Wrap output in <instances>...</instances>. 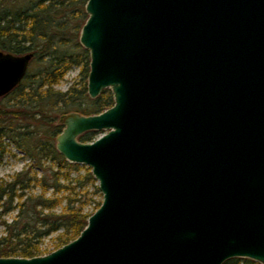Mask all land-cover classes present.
Returning <instances> with one entry per match:
<instances>
[{
    "label": "water",
    "instance_id": "water-1",
    "mask_svg": "<svg viewBox=\"0 0 264 264\" xmlns=\"http://www.w3.org/2000/svg\"><path fill=\"white\" fill-rule=\"evenodd\" d=\"M87 95L56 150L102 201L78 237L0 264H264V0H87ZM32 55L0 52V97ZM102 133L89 143L78 137Z\"/></svg>",
    "mask_w": 264,
    "mask_h": 264
},
{
    "label": "trees",
    "instance_id": "trees-1",
    "mask_svg": "<svg viewBox=\"0 0 264 264\" xmlns=\"http://www.w3.org/2000/svg\"><path fill=\"white\" fill-rule=\"evenodd\" d=\"M86 2L29 0L26 6L6 7L0 1V52L31 54L28 66L36 70L26 69L21 81L0 97V153L6 140V146H14L28 160L20 171L0 177V258H33L66 245L101 204L89 212L92 196H102L91 169L68 163L55 147L63 116L95 115L113 106L109 89L95 99L87 95L90 58L78 42L87 19ZM81 51L86 57L80 83L65 92L55 90L70 66L81 64ZM93 134L86 132L78 141L92 142ZM9 215L13 216L5 220ZM53 235L54 249L43 253L41 245ZM241 263L258 264L238 258L222 264Z\"/></svg>",
    "mask_w": 264,
    "mask_h": 264
},
{
    "label": "rangeland",
    "instance_id": "rangeland-1",
    "mask_svg": "<svg viewBox=\"0 0 264 264\" xmlns=\"http://www.w3.org/2000/svg\"><path fill=\"white\" fill-rule=\"evenodd\" d=\"M0 1H2L6 7H9V6H11V4H16V3L19 4L20 6H26V4L28 3L29 0H17V1L16 0H6V1L0 0ZM85 57H86L85 53L83 51H81V53L79 55V60H80L81 64L80 65H71L70 68L66 71L63 79L58 83L57 86L54 87L55 90L65 92L69 87L73 86L75 83H78V84L80 83L79 72H80L81 65H84V61H85L84 58ZM32 68L34 69V67H32V65L30 67V64H29V66L27 68V70L30 69L29 73L36 71L35 69L33 70ZM35 68H36V66H35ZM101 135H102V133L95 132V134H93L91 136L92 140L98 138ZM79 137L77 140H79ZM4 143L6 144L7 141L5 140ZM5 144H4L3 152L0 153V177H4L6 175H11L17 171H20L25 166V164L28 162V160L25 158V156L23 155V153L20 150L16 149L12 145L6 146ZM92 200L94 202L89 205V207H88L89 212H93L92 210H94L95 204L99 201H102V196L99 197L98 195H93ZM12 216L13 215L7 216L5 218V220L10 219ZM1 234H2V227H0V235ZM54 238H55V235L44 240L43 244L41 245V249L44 251L43 253L49 252V251L54 249V246H53ZM243 260H246V259H243ZM241 264H244V263H241Z\"/></svg>",
    "mask_w": 264,
    "mask_h": 264
},
{
    "label": "flooded vegetation",
    "instance_id": "flooded-vegetation-1",
    "mask_svg": "<svg viewBox=\"0 0 264 264\" xmlns=\"http://www.w3.org/2000/svg\"><path fill=\"white\" fill-rule=\"evenodd\" d=\"M74 113V112H73Z\"/></svg>",
    "mask_w": 264,
    "mask_h": 264
}]
</instances>
